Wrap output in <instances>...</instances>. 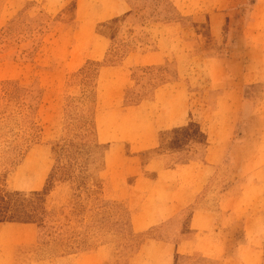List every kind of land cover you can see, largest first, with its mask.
Returning a JSON list of instances; mask_svg holds the SVG:
<instances>
[{
	"label": "rangeland",
	"instance_id": "374dc122",
	"mask_svg": "<svg viewBox=\"0 0 264 264\" xmlns=\"http://www.w3.org/2000/svg\"><path fill=\"white\" fill-rule=\"evenodd\" d=\"M120 1L122 14L91 29L79 25L78 16L89 22L99 0L80 1L81 13L78 0H0V264H127L154 233L134 236L130 219L169 200L144 182L141 193L130 195L128 187L164 165L173 174L175 166L200 158L220 128L230 131L236 148L197 202L214 207L235 175L264 173V81L242 87L237 117L215 118L207 114L215 86L202 67L217 55L241 57L243 65L257 59L242 32L254 0H235L222 12L224 45L218 48L209 45L217 40L208 33L212 12L192 18L181 10L185 0ZM217 1L189 4L213 9ZM157 49L164 63L135 67L136 57ZM171 85L181 90L180 105L167 99ZM159 89L163 102L154 104ZM183 108L184 128L158 130L170 124L160 122L167 111ZM151 122H160L154 149L124 141L125 128L128 135L132 124L151 129ZM234 231L230 238L242 236L239 226ZM155 234L175 237L177 231Z\"/></svg>",
	"mask_w": 264,
	"mask_h": 264
},
{
	"label": "crops",
	"instance_id": "0c3cea01",
	"mask_svg": "<svg viewBox=\"0 0 264 264\" xmlns=\"http://www.w3.org/2000/svg\"><path fill=\"white\" fill-rule=\"evenodd\" d=\"M80 1L84 0H78L76 3L78 13H81L83 7ZM107 4L108 6L105 7ZM176 4L179 5L178 2ZM235 4V0H218L212 3L213 9H207L203 4L194 7L189 4V0H185L181 4L183 5L181 10L192 18L204 11L213 13L208 20V33L217 40L209 45L212 48H218L224 45L225 17L223 13ZM93 8L95 9H92L91 13L94 16L89 22L84 16H78L79 25H90L92 29L96 23L116 17L126 9L120 0H99ZM242 32L244 46L257 55V59L243 65L241 57L217 55L202 66L211 84L215 86V89L209 91L207 97L209 116L237 117L242 109V87L264 81V0H254L246 28ZM136 60L139 63L135 62V67H159L167 59L164 51L157 49L152 53L136 57ZM170 87L173 92L167 94V99L178 101L181 98V90L178 86ZM162 100L161 89H159L155 93L154 104ZM144 106L149 107L151 104L147 103ZM136 108L142 110L141 106ZM136 108L125 111L123 114L125 119ZM186 112L185 108L179 112L172 109L167 111L160 119V122L164 120L170 123L164 127L160 122L157 124L151 122L149 124L151 129L134 123L128 135L125 128L124 141L137 150L154 149L157 144V133L154 132V128L160 124L158 130L166 133L184 128L187 124L185 123ZM181 117L183 120L179 124H173L176 120L180 121ZM207 133L205 126L202 133L205 140ZM229 135L228 129L220 128L212 144H207L206 140L200 158L193 156L188 162L175 166L177 169L171 170L173 174L164 172L170 169V166L164 165L166 167L164 171L160 169L153 176L136 177L133 180L127 189L130 195L133 192L141 193L138 183L144 182L148 186L147 189L160 188L165 195L169 196V200L165 201L164 205L157 204L153 211L139 209L138 214L136 212L134 215H137L130 219L134 236H142L144 232L154 233L139 243L127 264H264V201H261L264 200V173L261 175L262 169L256 168L251 173L235 175L233 184L223 193L218 192L219 198L214 207L208 203L209 201H205L206 199L197 202L203 192L214 188V183L225 163L227 151H230L229 155H232L236 148V145L231 146ZM232 164L234 167L238 164L235 157L232 159ZM247 192L253 195L249 198ZM187 210H189L187 220L179 226L174 224L177 217ZM237 226L242 236L230 238L229 234L235 232ZM169 230L177 231V236L155 234L156 231Z\"/></svg>",
	"mask_w": 264,
	"mask_h": 264
}]
</instances>
